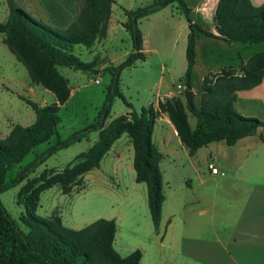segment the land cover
I'll return each mask as SVG.
<instances>
[{
  "label": "rangeland",
  "instance_id": "1",
  "mask_svg": "<svg viewBox=\"0 0 264 264\" xmlns=\"http://www.w3.org/2000/svg\"><path fill=\"white\" fill-rule=\"evenodd\" d=\"M31 15L43 20L53 27L65 28L66 19L55 17L58 10L56 2L47 6L40 4L39 0H15ZM51 1V0H50ZM153 0H114L112 3L111 17L109 20L108 34L105 38L96 40L91 46L74 44L72 52L83 61L96 60V71L75 69L66 65H58V70L68 79L72 94L60 105V121L57 124V132L49 140L32 148L20 161L15 163L6 173V179L26 165L34 161V158L44 151L49 145L56 142L57 138L65 139L72 132L84 128L93 122L105 98L106 89L111 81L112 74L109 66H118L132 49V41L129 32L122 22L126 19L124 9H136ZM191 7H196L197 0H186ZM58 3V2H57ZM76 13L82 4V0H75ZM204 17H197L191 12L190 17L200 26L211 29L213 22V1L203 3ZM51 12V13H50ZM8 13L6 0H0V21L4 20ZM139 27L143 33L145 59H138L133 65L123 67L119 73V86L126 99L132 104V108L139 111L143 106L152 103L156 99L163 100L176 96L186 104L184 95L183 75L186 69L185 49L187 43L188 25L183 13L178 11L176 4L171 3L162 9L148 14L139 21ZM0 33V137L5 136L12 124H30L35 118L32 106L22 96H26L39 104H47L55 101L54 94L40 84L28 80L26 67L17 60L14 54L7 48ZM196 62L192 76V88L195 93L191 97L196 105H199L202 92L201 76L207 75L213 81L215 76L225 69H231L235 73L241 72V59L257 51H264V42L245 44L242 42H227L213 39L199 32L196 37ZM99 71V73L97 72ZM202 77V78H203ZM97 78L98 81L94 79ZM171 91H175L172 93ZM168 93L170 96H168ZM248 94L264 98V88L238 92L233 101L236 111L247 116H256L264 121V103L259 99H251ZM124 101L115 96L112 101L110 114L105 123L115 116L127 110ZM189 122L195 125V117L186 109ZM165 113V112H163ZM166 114V113H165ZM160 125V121L158 122ZM158 127V126H157ZM156 127V128H157ZM167 139L165 148L160 146L163 156L160 160L162 171L163 191L165 195L162 206V218L159 228L156 230L151 220L149 208L144 198L141 202L140 190L132 192L133 176V146L131 138L124 132L115 142L119 147L107 151L98 168L89 172L79 183L75 184L68 193L62 192L60 186L55 184L40 194L36 212L44 217L58 214L63 224L80 228L99 218H111L115 212L120 216L116 227L114 247L121 255H125L135 248L142 251L140 264H155L156 256L167 251L170 252V260L166 264H184L180 251H173V226L175 223L176 234L180 230L189 235L192 227H203L211 216L214 221L221 217L223 204L217 201L214 209H207L199 213L192 202L194 194H202L204 185L198 183V174L210 175L208 162H213L224 175L217 174L216 178H227L234 175L237 169L234 159H264V129L257 128L255 134L240 138L236 143L229 145L224 140L212 141L196 149L189 155L184 145H181L172 131L166 127L163 129ZM263 134V137L260 134ZM98 131L91 130L86 136L58 148L43 161L31 166L28 176L0 192V200L18 226L26 231L27 226L20 219L24 211L22 203L17 202V192L27 178L38 175L45 168L61 169L82 150L90 146L97 138ZM159 133L156 132L152 139L158 143ZM217 154V157H214ZM245 172V167L242 168ZM88 172V171H87ZM86 173V172H85ZM145 189L146 184L142 182ZM131 190V191H130ZM224 190H216L217 197ZM145 190L142 192V195ZM127 197L130 200L127 201ZM137 199L132 201V198ZM186 203V205H184ZM225 209V208H224ZM229 211V208L226 209ZM231 211V209H230ZM232 211L230 212L231 215ZM164 246L160 247L158 241L162 239L165 231ZM177 237V236H175ZM157 246V247H156ZM204 250L207 248L202 245ZM198 252H204L201 248ZM146 251V252H145ZM176 252V258H174ZM168 253V252H167ZM176 260V262H175ZM191 264H199L189 260Z\"/></svg>",
  "mask_w": 264,
  "mask_h": 264
},
{
  "label": "trees",
  "instance_id": "2",
  "mask_svg": "<svg viewBox=\"0 0 264 264\" xmlns=\"http://www.w3.org/2000/svg\"><path fill=\"white\" fill-rule=\"evenodd\" d=\"M6 1L8 16L0 21V32L5 33L3 41L24 64L32 82L50 90L55 101L39 104L20 95L32 106L35 118L27 125L14 123L9 132L0 137V192L27 177L31 166L43 161L58 148L81 139L91 130L98 131V136L61 169L45 168L20 186L17 202L24 206L20 219L27 226L26 231L18 226L0 200V264H138L142 256L139 248L121 255L114 247L115 218L99 217L83 227L72 228L63 224L58 214L44 217L36 212L40 194L55 184L62 192H70L85 172L100 165L114 141L126 132L133 146L135 180L146 183L148 208L157 230L165 196L159 166L162 152L152 140L156 118L163 112L167 114L189 155L208 142L224 140L232 145L244 136L255 134L259 126L264 129V121L256 116L243 115L233 106L236 90L253 87L264 77V51L251 54L241 64L240 73L225 69L213 81L205 75L199 105L193 102L192 97L191 103L186 101L184 104L181 98L172 96L165 101L159 100L157 108L149 103L137 111L120 89L119 73L123 67L146 58L139 21L171 3H175L178 11L185 15L189 30L183 86L184 89H191L198 33L227 42H264V2L255 5L251 0H217L213 13L216 33L191 19L192 7L186 0H153L136 9L125 8L126 19L122 24L130 34L132 49L118 66H109L111 81L95 120L65 139L57 138L34 161L6 179L7 171L15 163L57 132L60 105L70 94L68 79L57 66L97 70L95 59L81 60L72 52V47L78 43L89 47L96 39L106 36L114 0H82L76 16L65 28L53 27L36 18L15 0ZM115 96L124 101L129 111L105 123ZM186 109L195 117L194 126L189 122ZM260 136L263 137V134Z\"/></svg>",
  "mask_w": 264,
  "mask_h": 264
},
{
  "label": "crops",
  "instance_id": "3",
  "mask_svg": "<svg viewBox=\"0 0 264 264\" xmlns=\"http://www.w3.org/2000/svg\"><path fill=\"white\" fill-rule=\"evenodd\" d=\"M39 1L41 2L40 4L45 6L48 11H50V9L47 6V2L49 3H54V1L58 2V3L57 2L55 3L57 6V9H59L55 17H58L61 20H64V19L67 20L63 24V26H68L70 22L76 16V9H75V3H74L75 0H51V1L50 0H39ZM205 1L207 0H197L196 2V4L198 3L197 6L192 7L190 14L191 12H194L196 13L197 17L198 16L204 17L203 13L205 11L202 9V7ZM212 1H213L212 16H213L217 0H212ZM251 2L255 5H259L263 3L264 0H251ZM111 10H112V7H111ZM7 16H8V13H7ZM6 18L4 20H6ZM108 27H109V21H108ZM208 30H211L216 33L214 26L213 28L208 29ZM0 33L3 34V37H2V40H3L5 33L4 32H0ZM107 34H108V28H107ZM206 36L213 38V39L222 40L220 38H216L210 35H206ZM100 39L102 38H98L96 40H100ZM143 44H144V41H143ZM5 45L7 46L6 43ZM143 50H144V46H143ZM249 56L241 59L240 65L244 63ZM97 68L98 67L96 66V69ZM194 68H195V64H194ZM97 72L99 73V71ZM202 77L203 76H201V79ZM28 80L32 81L30 79V76H29V79L26 78L25 80L26 83H28ZM261 86L264 88V77L262 78L260 83L256 84L253 87L236 90V94H238V92H241V91L244 92L247 90L248 91L256 90V88H259ZM192 90H193V93H195L194 88ZM72 92L73 91L70 87V96ZM171 92L174 93L175 91H171ZM169 94L171 93H168V96H170ZM248 95L250 96L248 98L259 99L262 101V103H264L263 97L261 96L258 97L253 94H248ZM158 99H156V101L154 102L155 105H157ZM128 111H129V108H127V110H125L123 113H127ZM159 121L161 123L160 125H157L159 124L158 123ZM166 127H168L172 131V133L177 137L178 142L181 145H183L180 139L178 138L175 127L170 121V119L168 118L167 114L161 113L156 118L153 132H152V136L156 132L159 133V138H158L159 144H156L153 141L155 145L158 147V149L159 150L161 149L159 145H161V147L163 148H165L167 145V139L163 132L164 131L163 129ZM119 139L120 137L114 141V143L112 144L111 148L108 151H111L113 148L117 149L119 147L118 144H115V142H117ZM162 156H163V153H162ZM214 157H217V154H214ZM234 160L236 161L235 165L237 166V169L234 171V175L232 177L219 179V178H216L215 175L220 174V173L210 172V175L201 174V173L198 174V183L200 185H204V187H203L202 194H194L192 202L197 207V211L199 213L205 212L207 209H214V207L217 204V201L221 202V204H223V210L221 212V217L218 221L215 222L214 217L211 216L210 221L208 223H205V226L200 227V228L192 227L189 232L191 234L189 235L184 234L182 230H180L179 235H175L176 234L175 223H173V221L171 220V222L168 224V226L170 225L173 226V235L171 237V240L173 242V251H177V250L180 251L181 255L185 257V258H182V260L187 261V262H189V260L190 261L193 260L199 264H264V159H252V160L234 159ZM132 161H133V158L131 162ZM159 166H160V161H159ZM243 167H245V172L241 171ZM96 168L98 167H95L89 170L88 172L84 173L83 176H85L86 174H89L90 171ZM133 172H134L133 176L135 180L134 168H133ZM224 174L225 172L223 171V174H220V175H224ZM133 182L134 183H132L131 190L132 192H135L136 189L141 191L140 198H141L142 204H144V198H145V201L147 202V186L144 189L142 185V182L144 181L135 180ZM218 188H222L224 190L222 194L219 196V198L217 197V194H216V190ZM144 190H145V196H144V193L142 195V192ZM128 200H130L129 197H127V201ZM135 200H137L135 199V197L134 199L132 198V201H135ZM163 203H164V200H163ZM163 203H162V206H163ZM184 205H186V203H184ZM227 208H229L228 212L226 211ZM230 209L232 211L231 215H230V212H231ZM111 217L115 218L116 227H117L120 216L115 212V214H112ZM161 218H162V215H161ZM166 233H167V230L165 231L162 239L158 241V244L160 247L164 246V242H165L164 240H165ZM113 244H114V241H113ZM201 244L206 246L207 248L204 250V248L200 247ZM199 247L204 252L199 253L197 251ZM167 252L163 254H158L156 256L155 264H166L167 262H169L170 252L169 251ZM142 257L143 256H141L138 264L141 263ZM174 258H176V252H174ZM187 262H184V264H191V262L190 263H187Z\"/></svg>",
  "mask_w": 264,
  "mask_h": 264
},
{
  "label": "built area",
  "instance_id": "4",
  "mask_svg": "<svg viewBox=\"0 0 264 264\" xmlns=\"http://www.w3.org/2000/svg\"><path fill=\"white\" fill-rule=\"evenodd\" d=\"M95 81H98L97 78L94 79ZM208 168L210 170L211 173H220L223 174V171L220 170L216 165H214L212 162L208 163Z\"/></svg>",
  "mask_w": 264,
  "mask_h": 264
},
{
  "label": "water",
  "instance_id": "5",
  "mask_svg": "<svg viewBox=\"0 0 264 264\" xmlns=\"http://www.w3.org/2000/svg\"><path fill=\"white\" fill-rule=\"evenodd\" d=\"M193 93V90L192 89H184V95L186 97V101L188 103H191V95Z\"/></svg>",
  "mask_w": 264,
  "mask_h": 264
}]
</instances>
